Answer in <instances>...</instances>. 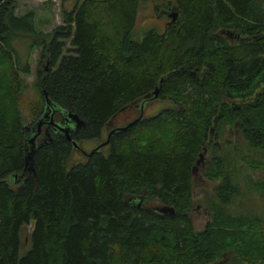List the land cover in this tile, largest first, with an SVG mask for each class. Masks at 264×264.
<instances>
[{"label": "trees", "instance_id": "16d2710c", "mask_svg": "<svg viewBox=\"0 0 264 264\" xmlns=\"http://www.w3.org/2000/svg\"><path fill=\"white\" fill-rule=\"evenodd\" d=\"M74 1L63 25L47 36L34 30L33 12L16 16L14 0H0V264H215L210 262L225 251L240 262L264 264V242L251 246L243 229L247 219L220 210L238 193L235 171L213 189L216 203L203 229L193 231L188 215L196 155L202 148L218 149L211 131L217 140L225 124L264 150V88L244 101L252 117L220 102L221 96L242 98L243 88L264 82L260 2L173 0L175 22L133 41L140 0ZM221 29L238 40L229 43L217 34ZM19 37L43 42L48 64L37 75L41 106L35 118L43 91L51 108L81 120L72 141H98L123 108L142 103L155 87V99L178 102L183 110L142 117L113 133L107 147L69 166L71 143L48 129L50 141L44 134L35 140V176L28 174L11 46ZM215 158L216 170L225 166ZM148 200L173 214L143 209ZM30 222L23 243L20 231Z\"/></svg>", "mask_w": 264, "mask_h": 264}, {"label": "rangeland", "instance_id": "374dc122", "mask_svg": "<svg viewBox=\"0 0 264 264\" xmlns=\"http://www.w3.org/2000/svg\"><path fill=\"white\" fill-rule=\"evenodd\" d=\"M258 1L260 2L259 7L264 8V2L262 0ZM14 2L15 15L19 16L27 11L33 12L34 30L40 31L47 36L51 35V32L57 27L63 25V13L70 12L75 5L74 0H14ZM173 5V0H140L137 5L131 39L139 41L147 31L161 33L168 23L167 20L169 21L164 11L170 13V9L174 8ZM12 41H14L11 43L13 49L12 58L16 61L15 68L17 69L16 78L18 81L17 110L20 120L22 119V127H24L29 126L34 121L37 111L39 112L40 110L41 96L36 80L39 72H43L45 69L48 70V64L45 57L41 54V51L44 50L43 42L25 37H19ZM221 43L228 45L224 40ZM232 45L235 46L236 44L231 43L230 46ZM70 52L71 47L66 42L64 55H69ZM263 88L264 82L259 83L254 88L251 87L247 90L243 88L242 98L227 99L221 96L220 102H227L226 107L238 105V107H242V115L252 117L254 112L247 107L250 105L247 102H250L253 95L260 92ZM241 100L243 102L242 105L234 104V101L239 102ZM244 101H247L245 102L247 104ZM213 107L217 111L219 110V105L213 104ZM136 109L135 104L127 105L110 121V124L112 127L124 125L127 121L135 118L138 113ZM185 109H190V107ZM178 110H183L182 105L178 104V102L175 103L164 98L155 99L142 104V117L148 119L155 114L169 113L168 111L176 112ZM219 126L218 138L217 140L213 138L215 145L218 146L217 151L206 150L202 157V162L191 172L188 215L191 219L193 231H200L210 222L209 207L216 203L213 189L219 183L221 176L225 173L233 174L235 171L236 173L234 174L239 175L238 184L240 182L238 193L230 200L227 206H223L220 210L223 209L229 216L245 217L248 224L243 228L245 235L250 239L252 247L260 246L253 241L264 242V150L249 145L243 135L241 136L239 132L225 127V124ZM210 129L209 127L208 132ZM99 140L80 141L79 149L81 150L78 152L71 151L67 160L68 166L73 162L82 161L81 152L87 153ZM106 150L104 149V151ZM216 155L221 157L225 165L217 170L212 165V162L216 160ZM252 184H255V187ZM161 206L160 203L154 200L144 201L142 204L145 210L160 208ZM250 220L254 221L251 222ZM31 226L32 223L30 222L21 228V242L23 240L24 243V239L27 238L31 231ZM222 259H224L222 264H255L253 258L249 259L250 263L240 262L236 258L230 257L227 251L223 254L219 253V257L210 263L218 260L216 264H219Z\"/></svg>", "mask_w": 264, "mask_h": 264}, {"label": "water", "instance_id": "95a60500", "mask_svg": "<svg viewBox=\"0 0 264 264\" xmlns=\"http://www.w3.org/2000/svg\"><path fill=\"white\" fill-rule=\"evenodd\" d=\"M171 12L168 13V11H164L165 16L167 19H169L168 21V25H171L175 22L176 19V11L174 8L170 9ZM217 34L219 36H221L223 39L227 40L229 43L232 40H238L239 36L238 34H235L232 30L229 29H221L217 32ZM160 82V80H159ZM159 86V84H158ZM157 87H155L151 93L143 99V102L140 103L138 105V109H139V115L132 121L128 122L126 125L122 126V127H118V128H114L112 130L109 131V133L106 135V138L104 141L102 142H98L90 151H88L87 153L82 152V156L83 157H89L91 154H93L94 152H97L98 150H100L101 148H103L104 146H106L108 144V139L109 136L113 133L116 132H120V131H124L126 130L128 127H130L132 124L136 123L137 121H139L142 118V104L146 103L148 101H151L153 99H155L157 97ZM41 95H42V112L39 116H37L34 121L31 123L30 126H24L23 127V132L25 134V138H24V143L23 146L25 144H27L26 146V150L24 153V157H23V171H26L28 174H31L33 176H35L34 174V169H33V158L34 155L36 154L37 149L39 148V146L36 145L35 140L36 138L40 135L41 132V128H44L43 131V138H47L50 141V137L48 134V129L50 128L54 133L59 132L63 135V137L65 138V140H67L68 142L71 143V147L73 149H77V144L76 142L72 141L70 136L68 135V128L67 127H59L56 124H54L51 120V114H53V112L55 111V109L52 107H50V102L48 101V99L46 98V95L43 91H41ZM47 112V113H45ZM47 116H49L47 118ZM66 118L67 120L70 122L69 124L72 125V128L74 131H76L77 129H79L83 124L81 122V120L73 113L67 112L66 113ZM56 129L55 130H53ZM25 147V146H24ZM206 149L202 148L201 152L198 153L196 155V158L194 160V163L191 167V172L195 169L196 166H198L201 162H202V157L205 154ZM141 198H139L138 203H137V207L139 206ZM154 212H156L157 214H164V213H168L170 215L173 214L172 209L170 208H156L153 209ZM224 262V259H222L221 262H219V264H222ZM216 264V263H215Z\"/></svg>", "mask_w": 264, "mask_h": 264}, {"label": "flooded vegetation", "instance_id": "af4514ba", "mask_svg": "<svg viewBox=\"0 0 264 264\" xmlns=\"http://www.w3.org/2000/svg\"><path fill=\"white\" fill-rule=\"evenodd\" d=\"M136 107H138V104H136L135 105ZM136 110H138V108L136 109ZM45 113H47V112H45ZM66 111H64L63 109H61V108H59V110H56V111H54L53 112V114H51V120H52V122L54 123V124H56L57 126H59V127H69L68 128V135L69 136H74L76 133H77V131H78V129L76 130V131H74L73 130V128H72V125L71 124H69L70 122L67 120V118H66ZM139 110H138V113H137V115L136 116H138L139 115ZM49 116H47V118H48ZM54 121H56V122H54ZM118 127H122V126H114V127H112V125L110 124V123H108L107 124V126L104 128V131H103V134H102V138L100 139V141L99 142H102V141H104L105 140V138H106V135L109 133V131L110 130H112V129H114V128H118ZM50 129V128H49ZM51 130V129H50ZM53 130H55L56 131V129H54L53 128ZM43 131H44V128H41V132H40V134H43ZM212 133H211V144L212 145H215V143H214V140H213V131H211ZM51 133H53V134H55L52 130H51ZM112 135V134H111ZM111 135L109 136V139H110V137H111ZM71 138V137H70ZM108 139V140H109ZM74 140V139H73ZM67 141V140H66ZM74 142H76V141H74ZM79 142L80 141H77L76 142V144H77V149H73L72 147H71V149L74 151V152H78V151H80L81 149H79L80 147V145H79ZM108 145H106V146H104V147H107ZM215 146H217V145H215ZM93 148V147H92ZM91 148V149H92ZM90 149V150H91ZM82 153V152H81ZM156 209V208H155ZM153 210V209H152Z\"/></svg>", "mask_w": 264, "mask_h": 264}, {"label": "bare ground", "instance_id": "6f19581e", "mask_svg": "<svg viewBox=\"0 0 264 264\" xmlns=\"http://www.w3.org/2000/svg\"><path fill=\"white\" fill-rule=\"evenodd\" d=\"M160 208H165V207H160Z\"/></svg>", "mask_w": 264, "mask_h": 264}]
</instances>
